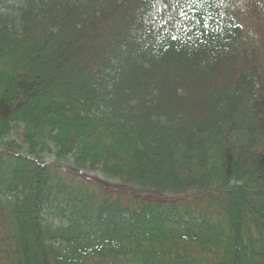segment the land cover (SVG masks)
<instances>
[{"label":"trees","instance_id":"trees-1","mask_svg":"<svg viewBox=\"0 0 264 264\" xmlns=\"http://www.w3.org/2000/svg\"><path fill=\"white\" fill-rule=\"evenodd\" d=\"M0 264H264V0H0Z\"/></svg>","mask_w":264,"mask_h":264},{"label":"rangeland","instance_id":"rangeland-1","mask_svg":"<svg viewBox=\"0 0 264 264\" xmlns=\"http://www.w3.org/2000/svg\"><path fill=\"white\" fill-rule=\"evenodd\" d=\"M11 19H14L12 17ZM21 134V128L19 126H16L13 130V133L11 135V139L15 140L18 144H22V139L20 137ZM45 162L46 163H54L53 157L50 155H47L45 157ZM69 166L67 164H63L61 166V171L64 172L67 170ZM77 178H81L86 181H90L92 183H96L99 187L105 188L108 191H120V187L117 184L114 183H107L103 176L100 174L99 171H86V170H81L78 174L75 175ZM128 191V190H124Z\"/></svg>","mask_w":264,"mask_h":264}]
</instances>
